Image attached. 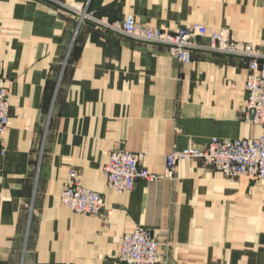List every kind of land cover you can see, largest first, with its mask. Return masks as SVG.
I'll return each mask as SVG.
<instances>
[{"label": "crops", "instance_id": "crops-1", "mask_svg": "<svg viewBox=\"0 0 264 264\" xmlns=\"http://www.w3.org/2000/svg\"><path fill=\"white\" fill-rule=\"evenodd\" d=\"M58 1L0 0V85L11 103L0 135V264H123L122 238L137 225L158 238L159 264H264L263 184L185 159L172 178L120 193L102 169L125 148L162 174L173 150L264 134L242 114L247 61L198 50L182 63L67 7L170 31L201 23L264 52V0ZM71 170L103 195L102 214L62 203Z\"/></svg>", "mask_w": 264, "mask_h": 264}, {"label": "built area", "instance_id": "built-area-1", "mask_svg": "<svg viewBox=\"0 0 264 264\" xmlns=\"http://www.w3.org/2000/svg\"><path fill=\"white\" fill-rule=\"evenodd\" d=\"M65 6L58 0H50ZM78 14L79 19H88L99 27L106 28L135 41L164 47L182 63H189L195 51L233 56L247 61L248 73L245 88L247 99L242 109L245 121L264 127V52L252 42L235 39L226 30L209 31L207 25L194 23L170 31L153 26H145L134 15L128 14L124 20L111 22L78 5L67 6ZM207 37L208 44L197 41ZM10 90L0 85V135L10 124ZM143 152L125 148L113 150L103 166L108 186L117 192L131 191L140 179L157 180L172 178L178 162L185 159H199L205 165L227 176L246 177L264 185V134L244 138H221L214 136L205 145H190L176 149L167 156L164 173L150 171L141 166ZM71 180L61 193V201L71 210L83 214H102L106 203L100 192L81 184L75 171H70ZM160 243L155 234L141 225L127 231L121 242L119 258L123 264H159Z\"/></svg>", "mask_w": 264, "mask_h": 264}]
</instances>
